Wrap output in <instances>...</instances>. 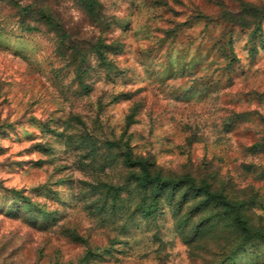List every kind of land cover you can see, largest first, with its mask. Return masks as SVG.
<instances>
[{
	"label": "rangeland",
	"instance_id": "rangeland-1",
	"mask_svg": "<svg viewBox=\"0 0 264 264\" xmlns=\"http://www.w3.org/2000/svg\"><path fill=\"white\" fill-rule=\"evenodd\" d=\"M96 2L0 0V264H264V0Z\"/></svg>",
	"mask_w": 264,
	"mask_h": 264
},
{
	"label": "trees",
	"instance_id": "trees-1",
	"mask_svg": "<svg viewBox=\"0 0 264 264\" xmlns=\"http://www.w3.org/2000/svg\"><path fill=\"white\" fill-rule=\"evenodd\" d=\"M81 1H83L85 6L88 7V9L91 12L94 9L93 4H97L96 0H81ZM32 8L33 7L31 6V4H26L25 6L22 7V9L28 13L33 11ZM37 12L46 22H58L59 21V20H57L58 18L56 17L55 13L53 12V9L48 7L47 5H45L43 2H41L40 5L37 7ZM58 25L62 29L64 28L62 23L61 24L58 23ZM64 33L66 34L65 31H64ZM146 176L150 182L156 181V186H158V187H162L166 183V182H162L158 177L151 176L150 174H147ZM150 207H153V205H150Z\"/></svg>",
	"mask_w": 264,
	"mask_h": 264
}]
</instances>
